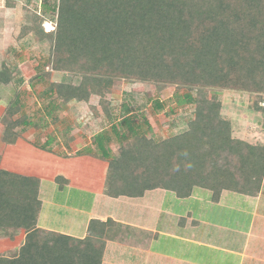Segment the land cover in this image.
I'll list each match as a JSON object with an SVG mask.
<instances>
[{"label":"trees","instance_id":"16d2710c","mask_svg":"<svg viewBox=\"0 0 264 264\" xmlns=\"http://www.w3.org/2000/svg\"><path fill=\"white\" fill-rule=\"evenodd\" d=\"M42 11L30 13L19 40L34 36L49 45L47 66L73 79L52 80L42 69L31 79L49 81L43 95L53 123L70 103L90 104L94 117L112 122L96 135L95 146L76 157L107 162L105 195L142 198L165 190L184 200L197 188L219 203L224 192L258 197L264 186V143L236 138L223 103L211 92L233 90L254 95V109L264 114V0H41ZM13 4H9V8ZM45 23L54 29L45 30ZM18 69L3 62L0 85L13 86ZM153 83L160 89L177 85L188 90L180 105L194 106L191 128L164 139L148 137V118L134 113L125 95L119 123L108 98L117 83ZM92 97H98L92 103ZM162 108L160 103H156ZM18 90L9 99L0 124L1 140L15 145L37 127L24 116ZM150 128V127H149ZM40 148H48V137ZM119 145L118 155L111 143ZM60 189L68 186L56 178ZM41 180L0 169V238L14 240L25 231V243L0 264H103L106 239L117 224L93 219L85 238L39 227L43 203ZM184 222V219H181Z\"/></svg>","mask_w":264,"mask_h":264},{"label":"rangeland","instance_id":"374dc122","mask_svg":"<svg viewBox=\"0 0 264 264\" xmlns=\"http://www.w3.org/2000/svg\"><path fill=\"white\" fill-rule=\"evenodd\" d=\"M9 4H13V8H9ZM41 11V0H0V69L2 63L5 62L9 68L18 69V78L21 79V81L15 82L13 86L4 87L0 85V117L6 110L8 101L13 96L14 91L18 90L24 105V116L20 118V121L30 119L37 124V127L29 129L25 133V137L29 141H37L39 143L46 141L48 137H52L59 144H67L65 148L68 152H71V149L68 147L70 142H72L75 148L86 150L95 146L94 139L96 135L111 129L112 122L104 116L99 118L94 117L90 111V104L77 102L70 103L66 108L59 111L56 114L59 119L55 123H53L52 117L47 115L44 107L48 103V99L43 93L48 88L50 82L45 79L32 82L31 79L42 69H46V71L52 73L51 81L54 82H60L65 79L70 81L73 77L72 75L64 73L53 72L47 66L49 58V45L47 42H40L34 36L19 40L21 28L29 22L30 13H39ZM44 27L46 31L54 29L52 23H45ZM74 79L75 82L79 81L78 78ZM187 92L188 90L186 88L178 87L177 85H168L160 89L159 85L153 83H133L127 80H121L117 83L108 98L114 105L115 123H119L121 103L125 95L129 94L132 96L130 102L135 109L134 113L144 115L150 123L147 125L142 121L140 122L142 124V132L147 134L148 137L164 139L180 134L193 125L194 106L191 104L180 105L178 103L179 97H183ZM211 95H217L222 101L223 115L232 120L234 136L236 138L251 143H264V114L254 109V95L233 90H218L211 92ZM98 100V97H92L91 102L97 103ZM157 102L162 106L161 109L157 107ZM118 148L119 145L116 142L111 143V152L114 156L118 155ZM66 150L63 151L66 152ZM82 162L73 163L71 169L80 168L82 170L81 178L88 176V179H92L96 174L95 171H91L85 167ZM56 185L58 186V184ZM57 188L59 187H56L55 184L50 186L48 182L43 183L42 197L45 208L42 214L44 218H47L52 225L60 229L64 227L63 220L66 221L65 225H67V220L77 222L81 219L84 220L83 214L85 210H82V214L80 209L79 213L76 211L77 216L75 218L74 214H72L75 211L66 208L64 204L62 205L64 202L63 197H65L68 187L65 188L66 192L57 190ZM197 191L207 193L208 195L211 193L201 188H197ZM67 193L68 199H79L80 204L87 209L93 207V205H97L98 209H107L106 211L122 217L123 220L133 221L139 219L137 221L138 223L142 221H149L148 223L151 222L154 224L160 223V228H164L165 224L167 231L178 228L177 220L180 223V219L182 218L173 219V216L178 212L183 214L185 209L192 210L193 212H201L204 209H209L210 211L207 214L211 215L212 209V207H209L210 205L204 206L201 204L197 206L194 204V200L182 202L180 199L181 202L177 203L167 198L160 199L159 201H151L149 204L151 209L146 213L147 206L146 204L144 205L146 199L142 201L120 198V200L115 201L107 197L105 199L109 202L103 203V201L94 200L91 194L81 195L79 193L80 198H78L74 195L70 197L71 193ZM170 195H172L174 201H180L173 193ZM147 200L149 203L150 200ZM211 202L209 203L211 204ZM161 207L162 209H160ZM143 208L145 209L143 210ZM152 209H155V211ZM212 211L216 212L217 208L214 207ZM80 215L81 219L79 217ZM170 217L172 218L170 219ZM132 231L130 228H119L117 226L115 228L116 233L114 234H118L120 238L124 237L128 240L138 235L141 236V234H136V232L133 233ZM139 238L138 240L140 241L144 238V243L146 242L145 244L147 245L155 241L154 245H151L154 249H159L160 245L161 250L163 249L162 247H165V249H169L170 247L179 249L177 244L172 245L171 240L168 238L162 237L159 240H154L153 236H147L146 234H143ZM175 249H172L170 252L174 254ZM164 261L165 263H163ZM163 262H159L158 264H174L167 259H163ZM149 264H152V262H149ZM155 264H157V261Z\"/></svg>","mask_w":264,"mask_h":264},{"label":"crops","instance_id":"0c3cea01","mask_svg":"<svg viewBox=\"0 0 264 264\" xmlns=\"http://www.w3.org/2000/svg\"><path fill=\"white\" fill-rule=\"evenodd\" d=\"M2 131L3 126L0 124V169L41 180L40 199L43 206L39 215V227L83 239L86 237L88 226L93 219L102 221L112 219L119 228H130L133 233L141 234V236L138 235L128 240L114 234L117 226L112 228L110 236L106 239L103 264H149V262L155 264L156 261L158 264L163 262V259L172 261L174 264H264V186L258 197L224 192L217 204L211 202V193L208 195L195 189L192 196L182 202L194 200V204L197 206L210 205L209 207L212 209L217 208V211L214 212L211 209V215H209L207 214L209 209H204L201 212L185 209L183 214L178 212L173 216L174 220L182 218L184 222L181 223L180 219L179 223L177 220L178 228L167 231L165 224L164 228H160V223L142 221L140 224L137 222L139 219L123 220L122 217L106 211L107 209H98L97 205L87 209L80 204L79 199H68L67 192H70V197L74 195L80 198L79 193L81 195L91 194L94 200L97 199L103 203L109 202L105 199L108 196L105 195L104 188L108 169L107 162L91 156H74L81 149L75 148L72 142L68 144L71 152L66 150L67 144H59L58 141H52L48 147L52 149V152L46 151L40 146L46 145L47 141L39 143L29 141L25 137V133L23 139H19L15 145H7L1 140ZM81 161L85 167L95 171L96 174L92 179H88V176L81 178L82 170L80 168L71 169L73 163ZM58 176H63L69 181L67 192L65 188H57V190L66 192L62 205L64 204L66 208L75 211L72 213L75 218L76 211L79 213L80 209L82 214V210H85L84 220L81 219V215L79 222L67 220V225H65L66 221L63 220L64 227L62 229L52 225L42 214L45 208L42 197L43 183L48 182L50 186L55 184L58 187L56 185ZM84 178L86 179L82 180ZM171 193H167L165 190H154L147 192L142 198L127 199L142 201L146 199L144 205L147 206V213L151 209L149 206L151 201L168 198L173 202H181L180 199V201H174ZM108 198L115 201L120 200V198ZM147 199L150 200L149 203ZM152 210L155 211V209ZM143 234L153 236L154 240H159L162 237L168 238L172 245L177 244L179 249L162 247L161 250V245L159 249H154L151 245H154L155 241L148 246L145 244L146 242L144 243V238L142 241L138 240ZM25 236V231L21 230L14 240L0 238V255L15 254L25 243ZM172 249H175L174 254L170 252Z\"/></svg>","mask_w":264,"mask_h":264},{"label":"bare ground","instance_id":"6f19581e","mask_svg":"<svg viewBox=\"0 0 264 264\" xmlns=\"http://www.w3.org/2000/svg\"><path fill=\"white\" fill-rule=\"evenodd\" d=\"M49 25V24H48Z\"/></svg>","mask_w":264,"mask_h":264}]
</instances>
